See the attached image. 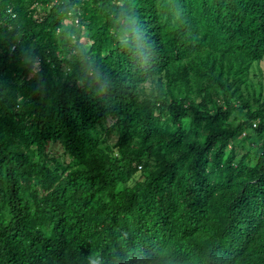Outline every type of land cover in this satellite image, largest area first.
I'll return each mask as SVG.
<instances>
[{"label": "trees", "instance_id": "1", "mask_svg": "<svg viewBox=\"0 0 264 264\" xmlns=\"http://www.w3.org/2000/svg\"><path fill=\"white\" fill-rule=\"evenodd\" d=\"M263 58L264 0H0V264H264Z\"/></svg>", "mask_w": 264, "mask_h": 264}, {"label": "rangeland", "instance_id": "2", "mask_svg": "<svg viewBox=\"0 0 264 264\" xmlns=\"http://www.w3.org/2000/svg\"><path fill=\"white\" fill-rule=\"evenodd\" d=\"M259 88L261 90L262 97H264V58L252 65L249 71L247 84L242 87V91L246 96L250 97L253 95L254 91L258 92ZM101 137H103V135ZM113 138L114 136L112 135L104 140L107 143H110L114 141ZM243 146L246 148L245 145ZM244 147L238 146L240 154L245 152L246 149ZM48 151L51 155L55 156L58 160L64 163L70 161L69 156L64 153L63 147L60 143L50 142L48 145ZM137 177H139V175H137Z\"/></svg>", "mask_w": 264, "mask_h": 264}, {"label": "clouds", "instance_id": "3", "mask_svg": "<svg viewBox=\"0 0 264 264\" xmlns=\"http://www.w3.org/2000/svg\"><path fill=\"white\" fill-rule=\"evenodd\" d=\"M143 257H137L136 258V263L137 264H142Z\"/></svg>", "mask_w": 264, "mask_h": 264}, {"label": "built area", "instance_id": "4", "mask_svg": "<svg viewBox=\"0 0 264 264\" xmlns=\"http://www.w3.org/2000/svg\"><path fill=\"white\" fill-rule=\"evenodd\" d=\"M76 21H77V19H76Z\"/></svg>", "mask_w": 264, "mask_h": 264}]
</instances>
